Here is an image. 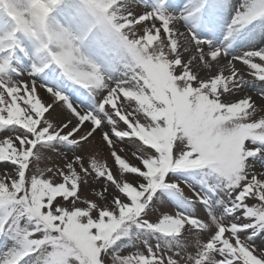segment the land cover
<instances>
[{"label":"snow or ice","instance_id":"obj_1","mask_svg":"<svg viewBox=\"0 0 264 264\" xmlns=\"http://www.w3.org/2000/svg\"><path fill=\"white\" fill-rule=\"evenodd\" d=\"M0 165V264H264V0H0Z\"/></svg>","mask_w":264,"mask_h":264},{"label":"rangeland","instance_id":"obj_2","mask_svg":"<svg viewBox=\"0 0 264 264\" xmlns=\"http://www.w3.org/2000/svg\"><path fill=\"white\" fill-rule=\"evenodd\" d=\"M259 86V85H258ZM2 168H3V166L2 165H0V170H2Z\"/></svg>","mask_w":264,"mask_h":264}]
</instances>
